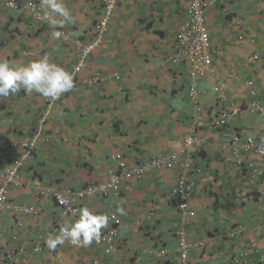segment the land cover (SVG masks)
Returning a JSON list of instances; mask_svg holds the SVG:
<instances>
[{
  "label": "crops",
  "instance_id": "obj_1",
  "mask_svg": "<svg viewBox=\"0 0 264 264\" xmlns=\"http://www.w3.org/2000/svg\"><path fill=\"white\" fill-rule=\"evenodd\" d=\"M64 2L74 22L57 30L69 35L67 42L50 37L47 21L17 13L0 0V60L27 65L48 55L71 72L78 57L74 40L91 38L103 0ZM187 4L188 0H121L103 44L77 76L95 74L99 81L74 88L50 106L40 94L23 90L0 98L1 137L16 145L8 161L20 153V139L39 136L22 169V185L13 188L9 198L10 204L38 207L39 213L16 212L10 205L0 208V264H15L18 255L9 257L7 251L20 246L26 249L23 264H92L95 259L106 264H158L159 256L151 251L167 248L174 257L183 234L195 242L190 264H264V158L254 152L243 156L262 167L256 175L247 163L235 164L231 148L235 131L245 136L264 132V117L245 109L249 80L264 103V0H221L208 9L215 70L199 79L197 105L188 98L189 66L173 59L177 29L187 21ZM221 108L237 112L226 127L212 129L208 122ZM47 110L49 116L39 130ZM195 121L201 123L197 133L203 141L198 151L183 145ZM116 151L130 163L160 153L180 159L194 153L193 165L201 168L193 170L195 214L183 215L178 199L167 196L179 169L152 168L140 179L126 181L120 193L79 203V209L87 206L98 214L126 210V215L119 214L123 222L115 251L106 254L101 241L89 247L65 243L49 249L45 240L61 224L78 218L75 214L62 219L54 191L107 180ZM6 163L0 154V175ZM37 245L42 249L34 250ZM240 255L245 258L236 263ZM173 264L182 262L174 259Z\"/></svg>",
  "mask_w": 264,
  "mask_h": 264
},
{
  "label": "clouds",
  "instance_id": "obj_2",
  "mask_svg": "<svg viewBox=\"0 0 264 264\" xmlns=\"http://www.w3.org/2000/svg\"><path fill=\"white\" fill-rule=\"evenodd\" d=\"M28 1H32L34 3L40 4V9L43 11V15H44V19H45L44 21L36 18L29 9L24 7L26 5V3H28ZM17 2L20 6L19 9L12 8V7L8 6L6 4L7 0H4L5 6L9 9L16 11L17 13H29L33 18H35L37 21H39L41 23H44L47 21L49 27L52 29V31L50 32V37L52 39L59 40L62 38V40L64 42L69 41V39L65 40L62 37L63 31L57 30V29L63 28L66 23L74 22V18L72 16L71 10L66 6L64 0H40V2H38L36 0H17ZM219 2H221V0ZM214 5H212V6H214ZM212 6H210V7H212ZM102 7H103V4H102ZM208 9H207V11H208ZM186 11H187V8H186ZM101 16H102V10H101V15H100L99 19L101 18ZM112 18H111V20H112ZM234 19L236 20L237 23L241 22V19L239 17H235ZM110 21H109V25H110ZM187 21H188V13H187ZM187 21L180 24L178 29H177L176 42H175L176 53H175L174 58H173L176 61L177 60H185L186 61V59H182V58L178 59L176 57H177V40H178L179 28L181 25L185 24ZM96 22H95V24H96ZM205 24H206V16H205ZM206 27H207V24H206ZM207 30H208V27H207ZM108 31H109V28H108ZM107 32H106V34H107ZM208 32H209V30H208ZM64 33H66V32H64ZM90 36L92 38V30H91ZM209 36H210V33H209ZM91 38L89 40L85 39V41H91ZM79 39H83V38H79ZM103 42H104V40H103ZM103 42H102V44H103ZM102 44H100L98 47H100ZM210 44H211V37H210ZM75 47H76V45H75ZM98 47H96V49ZM209 47H210V45H209ZM96 49H94L91 53H93ZM76 50H77V48H76ZM208 51H209V48H208ZM77 53H78V51H77ZM91 53H90V55H91ZM90 55H89V57H90ZM89 57H88V59H89ZM211 60H212V57H211ZM78 61H79V53H78L77 62L74 65V68L71 70V72H69L65 68H63L62 66L51 62L50 57L48 55H44L42 58H40L38 60H34L27 65H12L7 60H0V98H7L10 96L16 95L21 90H23L26 94H31L33 92L40 94L43 98L46 99V101L48 102V105L50 106V105L58 102L67 92L72 91L74 88L79 87V86H91V85H93L94 81L100 80V79H91L92 77L98 76L95 74H93L92 76L91 75L85 76V79L84 78L78 79L77 78L78 73L81 72L86 67L85 66L79 72H76L77 83L74 84V75H75L74 71H75L76 65L78 64ZM186 63L189 66V74H190V78H191V82L189 83L190 85L188 88V98L190 99L191 102H193L195 105H197L199 102L198 98H197L196 103L193 100H191V98L189 96V90H190L193 82H195L196 88H197L198 94H199V92H200L199 79H201V77L204 76L209 71H206V73L204 75L198 76L196 81H193V78L191 76V65L187 61H186ZM212 65H213V63H212ZM213 66H215V65H213ZM214 70H215V67H214ZM254 86H255V84H254ZM247 87H248V82H247ZM255 88L257 89L256 86H255ZM248 90H249V88H248ZM198 94H197V97H198ZM249 94H250V99L248 100V102L250 100H253V98H257V99H259L260 103L262 105H264L263 101L259 97L258 89H257V94L254 97L252 96V94L250 92H249ZM248 102L245 104V109L248 112L253 113V114H258V115L264 117V115H262L260 111H251L248 108ZM223 109L226 110L225 108H223ZM220 110H222V108L219 109L217 114L213 118H211L208 122V124L210 125V127L212 129H221V128H214L211 126V121L219 114ZM226 111H228L231 114L228 118L227 124L225 126H223L222 128H224L228 125L230 118L232 117V115H234L237 112V109H233V110L228 109ZM48 116H49V110L45 111L44 114L42 115V117L40 119L39 130L43 127ZM199 125H201V123L198 121H195L192 124L191 131L184 138L183 145L185 148H187V149L190 148L192 150L195 149L197 151L201 150L203 148V141L198 136V133H197ZM235 134H239L242 138H246V137L261 138L264 135V132L260 136H255V135H246L245 136L241 133V131H235L231 137V144L233 142V136ZM25 139H28L27 141L29 143L27 145L24 144ZM44 139L49 141L50 135H46ZM30 141H32L33 144H31ZM38 141H39L38 135H33L30 137H23L18 142V146H20V153L16 157H14L12 160L8 161L9 153H10L12 147L13 146L16 147V145L6 143L2 139L1 134H0V143L2 145H4V148L0 147V154L3 157V159L7 162L3 166L2 174L0 175V187H1V184L3 182V177L5 176L6 172H8L10 169H13V165H15V162L17 160H20L23 162V164L20 166L19 172L17 171L19 182L17 184L13 183L9 187H7L6 197L4 198L2 203L0 204V208L3 207L4 205H10L16 212L33 213L35 215H37L39 213L38 207H35L33 205H26V204H12V203L10 204V201H9L11 190L15 187H19L22 185V177H21L22 169L25 167L27 162L30 161V159L32 158L33 152L37 147ZM231 148H232V145H231ZM118 153L121 155L123 162H125L127 167H129V168H141L142 173L140 175H133V177L128 178V179H121V181L118 185H115L114 187H112V186L108 185V183L110 182V179H111V170L116 169L117 173L120 172L118 169V164L116 162V159L114 158V155H116ZM248 153H253V152H248ZM244 154H243V156H244ZM255 154L259 158H261V157L264 158V156H262V155H259L257 153H255ZM111 158H112V165L108 169L107 180L92 183V184H90V186H88L86 188H80V189H84V190L91 188L92 194H90L89 197L87 196L88 199L93 198L95 195H105L106 196L112 192L120 193V191L123 187V184L126 181H133L136 179H140L141 177H143L147 173V171L151 170L152 168L165 167V168L171 169V168L177 167L179 169L177 181H176L175 185L167 193V196L169 198L178 199V201H179L178 202V209H179L180 213H182L183 215L188 214V215L193 216L195 214V210L192 208V205H191L192 193H193L194 186H195V178H194L195 173H193V170L194 169L198 170L201 168L193 165V161L195 160L194 153H190L188 155V157L185 159H180V157L177 154L175 155L174 153H160L154 157L144 159L142 161L135 162V163H130L129 161H127V159L124 157V155L121 151H116L115 153H113L111 155ZM243 159H244V157H243ZM249 161H246V159H244L243 164L247 163V165H248ZM253 162H255V161H253ZM235 164H236V161H235ZM255 164L258 167H260V165H258L256 162H255ZM240 165H242V164H240ZM250 169H252V171H253V168H250ZM261 169H262V167H261ZM259 174H256V175H259ZM188 185H190V189L188 190L189 195L186 199H184L181 196V192L183 190H185ZM101 186H105L104 189L100 188ZM68 190L76 191L73 189H67V191ZM57 191H61V190H56V191H54V193ZM67 191L66 192L61 191V192L63 194H66ZM241 193L249 195L250 197H252V194L247 193V191L243 190ZM87 198H85V199H87ZM54 199H55L56 203L58 204V206L61 208L60 216L63 217L62 219H64L67 216L75 215V214H78V218L74 222L61 224L57 233L54 236L50 235L45 240V244L49 249L55 250L57 248V246H63L65 243H70L71 245H73L75 247H89L93 243V241H95L96 243H100V241H101L104 244V251L106 254H110L112 251L116 250V247H117L116 238L118 235V229H119V226L123 222L120 215H126V210L123 207H120L117 209V211L120 215L117 214L116 212H109L108 214L107 213L98 214V213L93 212L87 206L80 208L74 214L68 213V214L64 215L62 212L65 210V208L57 202L55 195H54ZM183 202L187 203L186 208L181 207V204ZM78 206H79V204H78ZM31 207H34L35 211L31 210L30 209ZM26 208H28L29 210H26ZM112 213H116L119 216V218L121 220V222L119 224H115L113 221L110 220V219H115V215ZM110 226L116 228L115 229L116 233L114 235L113 241L110 243V244H113V248L111 249L110 252H107L106 248H107V245H109V244L102 239V236L105 233L104 229L107 227H110ZM183 236L193 244L187 253L186 260H182L181 251H180L179 245H178L177 254L174 257L171 256V253H170V251H168L167 248H162V249L166 250V254L165 255L163 254V256L158 255V252L160 250H162L161 248L154 250V251H151L155 255L159 256L160 259H159L158 264H173L174 259L180 260L182 262V264H190V260H189L190 251L193 247H195V242H193L189 238H187L185 234H183ZM41 246H43V245H41ZM14 248L15 247H13L9 251H7V255H9V253L12 252V249L14 250ZM34 250H35V247H34ZM25 252H26V249H25ZM263 254H264V249H263L262 255ZM244 258H245V255H240L239 257H236L234 259V261L236 263H240ZM261 260L264 261V259L262 257H261ZM95 263L106 264L105 262L98 260V259H95L92 262V264H95Z\"/></svg>",
  "mask_w": 264,
  "mask_h": 264
},
{
  "label": "built area",
  "instance_id": "obj_3",
  "mask_svg": "<svg viewBox=\"0 0 264 264\" xmlns=\"http://www.w3.org/2000/svg\"><path fill=\"white\" fill-rule=\"evenodd\" d=\"M120 0H103L102 7V16L96 22L92 29V39L91 41H85L83 39L76 38L74 43L76 45L77 51L79 53V61L75 67L74 71V84L77 83L76 80V72H79L82 68H84L87 64L88 57L90 53L96 49L100 44H102L105 34L109 28V21L114 15L115 9ZM220 0H188L187 5V13H188V21L181 25L178 32V40H177V57L186 59L187 62L191 65V76L193 81H196L198 76L204 75L206 71H213L214 66L212 65L211 55L208 51L210 45V36L205 24V16L207 13V9L219 2ZM8 6L12 8L19 9L20 6L17 0H7L6 3ZM25 8L29 9L33 15L44 21L43 11L40 9V4L34 3L32 1H28ZM65 40L69 39V35L63 32L62 36ZM85 79V78H84ZM83 79V80H84ZM91 79H99L98 76L92 77ZM249 92L254 97L257 94V89L254 86L253 81H248ZM197 94L198 90L196 88V83L193 82L190 90L189 96L191 100L195 103L197 102ZM248 108L251 111H260L262 115H264V105H262L257 98H253L248 102ZM231 113L222 109L219 114L211 121V126L214 128H222L228 122V118ZM28 139L24 140V144L27 145L29 142ZM33 144L32 141H30ZM232 153L235 157V161L237 165L243 164V154L248 152H255L259 155L264 156V135L261 138L255 137H246L242 138L239 134H235L233 136L232 142ZM0 147L4 148V145L0 143ZM116 162L118 164L119 173L116 172V169L111 170V179L108 183L109 186L114 187L118 185L121 179H128L133 177V175H140L142 173L141 168H129L126 166L125 162L121 155L118 153L114 155ZM23 164L22 161L17 160L15 165H13V169H10L6 172L3 177V182L0 187V204L6 197L7 187L12 185L13 183L17 184L18 181V172L20 170V166ZM248 166L253 168L255 174L261 173V167H258L255 162L249 161ZM18 171V172H17ZM105 186H101L100 188L104 189ZM190 189V185L186 187L185 190L181 192V196L186 199L188 197V190ZM92 194L91 188L89 189H78L76 191L68 190L66 194H63L61 191H57L54 193L57 202L62 205L65 210L62 212L65 214H74L79 210L78 204L83 198L89 197ZM187 203L183 202L181 204L182 208H186ZM34 210V207L30 208ZM26 210H29L26 208ZM115 215V219H110L115 224H119L121 222L119 216L116 213H112ZM116 228L110 226L105 228V233L102 236V239L107 242V252H110L113 248V244H110L113 241L114 235L116 233ZM179 249L181 251L182 260H186L187 253L193 245L188 239H186L183 235L179 238L178 241ZM264 249V244L262 245ZM42 246L37 245L35 250H41ZM25 253V248L23 246L18 247L17 249H12V252L9 253V257H14L18 255V258L14 260L15 264H23V257ZM166 254V250L162 249L158 252L159 256H163ZM264 259V254L261 255ZM99 264V263H95Z\"/></svg>",
  "mask_w": 264,
  "mask_h": 264
}]
</instances>
